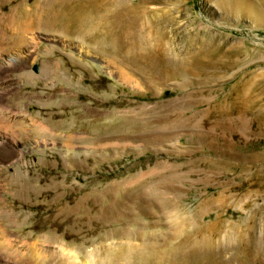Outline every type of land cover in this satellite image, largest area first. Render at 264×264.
Instances as JSON below:
<instances>
[{"label": "rangeland", "instance_id": "rangeland-1", "mask_svg": "<svg viewBox=\"0 0 264 264\" xmlns=\"http://www.w3.org/2000/svg\"><path fill=\"white\" fill-rule=\"evenodd\" d=\"M264 264V0H0V263Z\"/></svg>", "mask_w": 264, "mask_h": 264}, {"label": "bare ground", "instance_id": "bare-ground-1", "mask_svg": "<svg viewBox=\"0 0 264 264\" xmlns=\"http://www.w3.org/2000/svg\"><path fill=\"white\" fill-rule=\"evenodd\" d=\"M0 264H5V262L4 263H0ZM73 264V263H72ZM84 264H87V263H84Z\"/></svg>", "mask_w": 264, "mask_h": 264}]
</instances>
